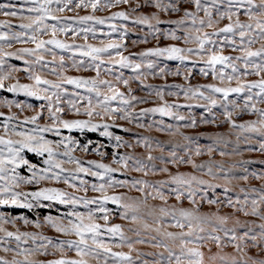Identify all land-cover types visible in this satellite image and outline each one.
Masks as SVG:
<instances>
[{"label":"snow or ice","instance_id":"snow-or-ice-1","mask_svg":"<svg viewBox=\"0 0 264 264\" xmlns=\"http://www.w3.org/2000/svg\"><path fill=\"white\" fill-rule=\"evenodd\" d=\"M0 15L20 21H0V264H264V159H243L264 153V0H5ZM137 28L133 46L156 45L129 51Z\"/></svg>","mask_w":264,"mask_h":264},{"label":"rangeland","instance_id":"rangeland-1","mask_svg":"<svg viewBox=\"0 0 264 264\" xmlns=\"http://www.w3.org/2000/svg\"><path fill=\"white\" fill-rule=\"evenodd\" d=\"M2 2H5V0H0V3ZM119 9H112L111 11H117ZM90 10H77L76 12H66L65 15H76V14H79V15H85V14H88ZM145 11H148L147 9H145ZM109 13L108 12H97L96 15H108ZM241 19L244 20L246 19V17H243L241 16ZM3 20H10L12 22V24L15 26V25H18L20 23V21L17 19V18H12V17H4L2 15H0V21H3ZM129 23V27L131 28L132 25H131V22H128ZM105 30H107V27L105 26ZM147 29L145 28L143 31H141L139 28H137L134 32L130 33L129 37L127 38L128 39V45H129V51L131 52H137V51H140L142 50L143 48L145 47H151V46H155L157 41L155 40H149V43L148 44H137L135 46H133L131 44V40H137L139 39L140 37L143 36L144 32H146ZM77 42H82V41H77ZM91 43H99L98 40H91L90 41ZM24 45H20V44H15L14 47H13V50L16 49V48H20ZM255 47H259V44L255 45ZM230 51V49H226L225 52L226 54ZM127 54V53H125ZM13 63H17L18 65L19 64H22V62L20 61H16V60H13L12 61ZM70 75H79V74H85V75H88V74H91V73H75V72H69ZM125 74L128 75L130 74V72L128 70H125ZM249 79H257V77H249ZM193 84L199 82V83H206V82H209V78H205V77H197L196 79L192 80L191 81ZM147 83H152V84H164L165 83V80L157 77L155 79L153 78H149V80L147 81ZM167 83H183V78L182 77H172V76H169L167 78ZM132 87L134 89L137 88V85L135 83H133ZM138 95H144L146 93H140L138 92L137 93ZM9 97L11 98V94H8ZM23 98V97H21ZM155 98H153L154 100ZM170 100L172 99H175L174 97H170L169 98ZM179 102H184L183 100V97L180 98V101ZM150 106H153V103L150 101L148 104H142V105H138L137 108H140V107H150ZM261 107H264V105H261ZM197 115H199L200 109H194L193 110ZM217 114L219 115V112H217ZM255 117H251L249 115H243L242 117H240L241 120H246V119H253ZM155 119H159V116L155 117ZM220 119L222 120L223 117H220ZM121 123H124V122H121ZM219 124V121L217 122ZM117 133L120 134V135H124L126 139H128L129 137L127 136V134H125L121 129H116ZM142 131V130H141ZM188 132L192 133V132H209V133H214V132H223L225 133L226 135L229 133V126L227 124H223L222 126H217V125H200L197 129H188L187 130ZM150 135H154V136H157L158 138L160 139H166L167 137L165 136V134H161V133H156V132H152V133H148ZM73 135L77 136L78 139H81L82 141L85 139V137H81L78 133H73ZM231 138L234 140L235 139V136L234 134L231 136ZM86 139H91L93 141H97V140H100L104 143H107V140L105 138H102L99 136L98 133H88L87 134V137ZM202 143H206L207 141L206 140H202L201 141ZM245 147L244 145H241V148ZM229 150H231V146L229 148ZM110 151V149H109ZM136 151H143V149H136ZM77 156H81L83 159H100L99 156H97L95 153H81L79 151H77L75 153ZM217 159H221L218 155L216 156ZM202 159H206V157H202ZM225 159L226 162H230V160L232 159H241V157H233V158H229V157H225L223 158ZM243 159H254V160H259V159H264V153H260V152H251V153H248V152H245L244 153V156H243ZM105 162H108V161H105ZM251 167H254L255 169L259 170L262 166L259 165V164H255V165H252ZM242 185H244L245 187L247 186H256V187H259V185L261 184V181L259 180H255V179H250L247 184L245 185L244 182H241ZM59 186H62V185H59ZM120 191H124L123 189H121ZM90 195H92V193H89ZM2 210V209H0ZM225 211H230L229 209H225ZM21 212H23L24 214H27V215H30V216H33L34 214L32 213H29L27 210H17V213L16 214H20ZM241 219H249V220H255L257 223H259V218L258 217H243L241 216ZM116 222H120L119 220H117ZM48 232V234H53L50 230H46ZM143 248V250L145 251H151L150 248H148L147 246H140ZM226 251H229L231 252L232 249L231 248H228L226 249ZM3 253L0 252V255H2ZM43 258V257H41Z\"/></svg>","mask_w":264,"mask_h":264}]
</instances>
